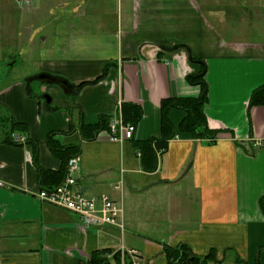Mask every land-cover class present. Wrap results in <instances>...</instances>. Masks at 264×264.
Wrapping results in <instances>:
<instances>
[{
	"label": "crops",
	"instance_id": "obj_1",
	"mask_svg": "<svg viewBox=\"0 0 264 264\" xmlns=\"http://www.w3.org/2000/svg\"><path fill=\"white\" fill-rule=\"evenodd\" d=\"M227 1L225 9L213 0H0V264H118L104 254L122 244L142 264H170L166 246L181 244L213 253L210 264H264V105L250 107L264 86V0ZM27 56L36 73L11 77ZM191 57L205 63V115L221 132L214 143L170 140L146 171L134 143L163 136L162 102L202 94L187 80L202 71ZM125 104L142 110L132 140H112L107 129L82 136L83 124L123 116ZM185 116L168 112L174 132ZM11 124L38 144L47 180L32 143L5 142ZM51 134L56 147H80V190L123 203L124 237L37 197L63 182L73 153L53 154Z\"/></svg>",
	"mask_w": 264,
	"mask_h": 264
},
{
	"label": "trees",
	"instance_id": "obj_2",
	"mask_svg": "<svg viewBox=\"0 0 264 264\" xmlns=\"http://www.w3.org/2000/svg\"><path fill=\"white\" fill-rule=\"evenodd\" d=\"M190 59L192 62L201 64L202 71L198 75L188 76L187 80L192 85L201 86L202 94L198 98H178V99L164 100L162 102V111H163L162 113L163 114L162 133H163V136L157 139H150L148 141L134 143L136 149L141 151V157H142L141 162H142L143 168L146 171L152 172L157 168L158 152L162 150L165 151L168 146V142L170 140L174 138H180L181 137L180 135L182 134H189L194 139L208 140L214 143L216 142V139L218 138V135L221 132L218 130L210 129L206 115H205V106L207 104V85L204 80V77L206 74L205 63L193 57H191ZM106 71L107 70L105 69V75H106ZM105 75L103 74V76L99 77L98 79L92 82H84L76 86V91H80L83 87L87 85L98 83ZM58 85H61L64 89H67V90L73 89V87L68 81H67V84H58ZM262 105H264V86L254 91V93L252 94L250 107L262 106ZM173 108L183 110L186 113V116L184 117V119L182 120L179 126L178 133L174 132L173 125L168 119V112ZM123 116H124V120L126 123H130L136 126V124L141 120L142 110L136 105L125 104L123 106ZM110 120L111 118L107 116H103L101 117L100 121L97 124H94V125L83 124L81 126L82 136L85 139L94 140L100 131L108 129V124ZM10 127H11L10 128L11 130L10 132L7 133L8 137H6L5 142L9 144H13L15 146H24V144L16 143L9 137V135L12 132H16L15 131L16 129H18L17 130L18 132L21 127L17 126V124H11ZM54 135L56 134H51L47 139V143L51 151L53 152V154L59 157L61 156L60 153H63V152L67 153L68 151L71 150L73 153L68 154V157L66 159L67 163L70 158L76 155H79L81 151L79 146L56 147L55 141L53 142L52 140ZM28 142L32 143L34 146L33 161H34V164L37 166L40 174L42 175V170L40 169L39 164H38V144L35 143L34 141H30L29 139L27 140V143ZM66 171H67V166H66ZM42 177H44V180H47V178H45V175H42ZM259 207H260L262 214L264 215V196L261 197L259 200ZM165 250L169 256L170 264H210L211 262L214 261L213 253H211L207 257H200V256L195 255L191 251L189 246L185 244H181L177 248H171V247L166 246Z\"/></svg>",
	"mask_w": 264,
	"mask_h": 264
},
{
	"label": "built area",
	"instance_id": "obj_3",
	"mask_svg": "<svg viewBox=\"0 0 264 264\" xmlns=\"http://www.w3.org/2000/svg\"><path fill=\"white\" fill-rule=\"evenodd\" d=\"M18 5L27 3L29 0H12ZM136 126L126 123L122 112L109 121L108 133L115 141H126L134 138ZM9 137L16 143L26 144L27 136L12 132ZM262 147L261 142L255 141L253 148ZM161 152H159V155ZM141 155V154H139ZM79 171V157L69 159L66 176L58 186L45 189L37 194V197L53 206L74 213L78 220L87 227L101 228L112 227L124 237L126 233L125 208L122 202L116 201L108 194L89 196L78 188L77 173ZM122 183V182H121ZM117 186L115 189H119ZM106 259L118 257V264H142L143 255L138 249H131L122 244L116 251L104 254ZM215 264H228L217 262Z\"/></svg>",
	"mask_w": 264,
	"mask_h": 264
},
{
	"label": "rangeland",
	"instance_id": "obj_4",
	"mask_svg": "<svg viewBox=\"0 0 264 264\" xmlns=\"http://www.w3.org/2000/svg\"><path fill=\"white\" fill-rule=\"evenodd\" d=\"M213 1L215 2V5L217 7L224 6L226 9V6H229V2L228 1L225 2V0L224 1L223 0H213ZM206 9L210 11L211 8H210V6L206 5ZM29 57L30 56H27L26 61L23 63H20L17 61V65H16L15 69L13 70V73H12L13 75L11 77L14 78V77L22 76L23 74H34V73H36V70H38L37 66H36V64H34L33 62H31L29 60ZM22 58H24V57L22 56ZM0 60H3V56H0ZM0 68H2L1 65H0ZM9 69H10L9 66H6L3 68V71L10 72ZM3 79H4V77H3ZM0 124H1V121H0Z\"/></svg>",
	"mask_w": 264,
	"mask_h": 264
},
{
	"label": "water",
	"instance_id": "obj_5",
	"mask_svg": "<svg viewBox=\"0 0 264 264\" xmlns=\"http://www.w3.org/2000/svg\"><path fill=\"white\" fill-rule=\"evenodd\" d=\"M40 79L49 81V82L54 83V84H67L66 80H64L62 78H59V77L50 76V75H47V74H42L40 76ZM49 101L50 100L48 99V102Z\"/></svg>",
	"mask_w": 264,
	"mask_h": 264
}]
</instances>
